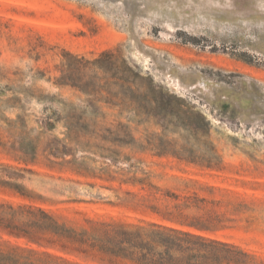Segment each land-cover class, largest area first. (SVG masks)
<instances>
[{
	"label": "rangeland",
	"instance_id": "obj_1",
	"mask_svg": "<svg viewBox=\"0 0 264 264\" xmlns=\"http://www.w3.org/2000/svg\"><path fill=\"white\" fill-rule=\"evenodd\" d=\"M29 141L34 164L0 149V200L71 221L144 218L111 205L116 183L67 168L114 161L161 189L237 206L216 237L264 261V0H0V144ZM215 157L218 170L185 162Z\"/></svg>",
	"mask_w": 264,
	"mask_h": 264
},
{
	"label": "trees",
	"instance_id": "obj_2",
	"mask_svg": "<svg viewBox=\"0 0 264 264\" xmlns=\"http://www.w3.org/2000/svg\"><path fill=\"white\" fill-rule=\"evenodd\" d=\"M112 55L105 51L101 57ZM124 72L125 82L136 88L138 73L126 63ZM43 126L51 128V124ZM79 131L68 129L67 136L86 138V144L91 139L109 141L105 136H79ZM0 149L6 155L13 154L17 163H35L37 145L31 141L25 147L22 143H12L9 148L0 144ZM185 162L207 170H218L220 164L217 157ZM67 164L76 175L116 183L117 187L106 188L117 199L111 205L144 218L129 221L75 211L81 220L71 221L32 203L0 200V234L24 242L20 245L0 238V264H264L255 254L216 237L231 228L234 219L230 215L238 212L237 206L229 207L220 199L197 192L179 194L161 189L146 177L130 174L128 167L111 170L114 161L99 172L89 169L84 161ZM8 185L0 179V190Z\"/></svg>",
	"mask_w": 264,
	"mask_h": 264
}]
</instances>
